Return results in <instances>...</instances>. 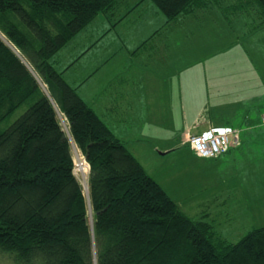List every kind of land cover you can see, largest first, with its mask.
I'll use <instances>...</instances> for the list:
<instances>
[{
	"label": "trees",
	"instance_id": "16d2710c",
	"mask_svg": "<svg viewBox=\"0 0 264 264\" xmlns=\"http://www.w3.org/2000/svg\"><path fill=\"white\" fill-rule=\"evenodd\" d=\"M117 1L0 0V34L34 74L0 39V254L11 264H264V227L218 241L213 225L183 213L50 65ZM149 1L166 24L215 5ZM240 1L224 12H248L262 25L264 0ZM73 147L89 168V204Z\"/></svg>",
	"mask_w": 264,
	"mask_h": 264
},
{
	"label": "crops",
	"instance_id": "0c3cea01",
	"mask_svg": "<svg viewBox=\"0 0 264 264\" xmlns=\"http://www.w3.org/2000/svg\"><path fill=\"white\" fill-rule=\"evenodd\" d=\"M146 1L136 0L129 5V0H118L110 13L97 16L59 50L50 65L116 139L131 142L125 147L135 159L141 150L154 153L147 142L169 141L158 135L157 128L173 131L175 117L181 119L183 144L187 147V139L192 135L230 129L236 132L240 143L260 129L264 115V67L260 60L246 56V62L247 59L252 62L244 68L234 58L227 55L220 58L217 55L220 51H215L213 54L217 56L212 61L219 65L214 70V63L205 65L208 57H212L202 45L219 41L222 31L219 29L230 30L223 32L226 38L230 34L231 44L249 39L251 34L263 30L264 23L259 25L248 12L228 14L224 7L211 5L175 22L165 21L139 45L124 49L123 64L115 63L125 46L122 38L120 47L114 41L109 42L113 49L100 56L106 50L100 45L106 42L107 35L125 25L135 13L142 12ZM213 7L218 12L210 16ZM151 12L158 16L155 7ZM181 45L186 49L183 52ZM148 126L156 130H143ZM231 150L232 147L228 153Z\"/></svg>",
	"mask_w": 264,
	"mask_h": 264
},
{
	"label": "rangeland",
	"instance_id": "374dc122",
	"mask_svg": "<svg viewBox=\"0 0 264 264\" xmlns=\"http://www.w3.org/2000/svg\"><path fill=\"white\" fill-rule=\"evenodd\" d=\"M134 1L136 0H129V5ZM214 4L237 8L244 5L240 0H214ZM248 7L252 12L256 11L253 8L254 5L249 4ZM141 9L143 11L132 15L127 23H124L125 25L107 35L106 42L103 41L100 45V47L104 45L106 50L99 54L100 56L106 55L109 50L113 49L109 42L114 41V44L118 45L117 47H120L121 42L125 43V46L121 47L123 52H120V55L115 59V63L123 64L126 57L124 49H132L135 45H139L152 32L165 24L166 18L162 14L158 13L156 17L151 12L154 7L149 0L142 5ZM217 12L216 7H213L210 16H215L212 14ZM219 30H222L219 41L211 43L208 40L209 44L202 45V49L209 50L212 57H208L206 66H211L210 63H214L215 70L219 64L212 60L217 55H220V58L227 55L232 60L234 58L235 61L240 62L244 68H247L252 62L249 59H247L249 63L246 62V56L256 57L255 60H260L264 67V28L251 34L249 39L237 40L234 44H231L230 34L226 38L223 32H230L229 29ZM219 30H214V32ZM168 31L173 32L170 28ZM121 38L122 40L119 42ZM184 50H186L185 47L181 45L180 51ZM215 51H220V54L214 55ZM183 74H188V72L183 71ZM175 83L178 85V80ZM22 111L23 109H20L12 117L11 122ZM174 115L177 116L176 111ZM59 121L62 123L63 129L67 130L66 121L60 115ZM175 124L173 131L171 128H164V130L157 128L158 135L169 141L147 142V145L150 146L149 149H154V153L141 150L136 154V159L145 173L160 185L169 198L187 216L193 220L204 216L206 222L213 225L218 241H223L226 244L236 243L250 231L264 227V124H261L260 129L253 131L244 140L241 139L238 146L231 144L232 150L227 155L218 157V159L201 160L195 158L190 149L183 144L182 132L184 128L181 126V119L175 117ZM145 128L149 131L156 130L150 129L149 126L144 127L143 130ZM203 130H198L196 133H201ZM146 132L144 131V133ZM116 135L120 136L121 134L116 133ZM122 141L128 147L131 144L124 138ZM168 147H170L169 150ZM80 183L84 194H86L87 181L84 184L82 181ZM0 264H11L9 257L0 254Z\"/></svg>",
	"mask_w": 264,
	"mask_h": 264
},
{
	"label": "built area",
	"instance_id": "2783aa9c",
	"mask_svg": "<svg viewBox=\"0 0 264 264\" xmlns=\"http://www.w3.org/2000/svg\"><path fill=\"white\" fill-rule=\"evenodd\" d=\"M264 124V115L261 117ZM232 145H238L239 140L236 132L230 129L211 131L199 135L189 136L187 145L196 158L216 159L228 153ZM74 175L84 184L87 181L88 165L80 152L73 147ZM96 264V263H95Z\"/></svg>",
	"mask_w": 264,
	"mask_h": 264
},
{
	"label": "water",
	"instance_id": "95a60500",
	"mask_svg": "<svg viewBox=\"0 0 264 264\" xmlns=\"http://www.w3.org/2000/svg\"><path fill=\"white\" fill-rule=\"evenodd\" d=\"M0 39L3 41V43H5L20 59L21 57L19 56V54L13 49V47L5 40V38L0 34ZM22 63L25 65V67L29 70L30 73H32L31 69L28 67V65L25 63V61L23 59H21ZM33 74V73H32ZM34 75V74H33ZM41 88L44 90V92L46 93L44 87L40 84ZM47 94V93H46ZM67 131V130H66ZM85 189V188H84ZM86 190V199H87V202L89 204V196H88V189H85Z\"/></svg>",
	"mask_w": 264,
	"mask_h": 264
},
{
	"label": "bare ground",
	"instance_id": "6f19581e",
	"mask_svg": "<svg viewBox=\"0 0 264 264\" xmlns=\"http://www.w3.org/2000/svg\"><path fill=\"white\" fill-rule=\"evenodd\" d=\"M56 108V107H55ZM61 117V116H60ZM62 122V121H61ZM62 124V123H61ZM64 126V125H63ZM86 198V197H85Z\"/></svg>",
	"mask_w": 264,
	"mask_h": 264
}]
</instances>
